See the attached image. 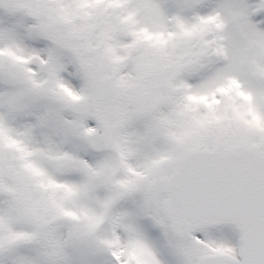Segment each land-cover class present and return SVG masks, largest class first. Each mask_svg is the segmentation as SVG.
<instances>
[{
  "label": "snow or ice",
  "instance_id": "6c2138e0",
  "mask_svg": "<svg viewBox=\"0 0 264 264\" xmlns=\"http://www.w3.org/2000/svg\"><path fill=\"white\" fill-rule=\"evenodd\" d=\"M0 264H264V0H0Z\"/></svg>",
  "mask_w": 264,
  "mask_h": 264
}]
</instances>
